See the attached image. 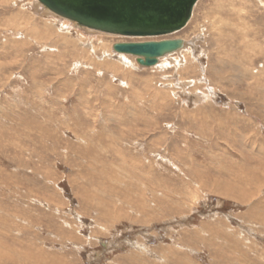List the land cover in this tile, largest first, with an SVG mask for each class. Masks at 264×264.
<instances>
[{"label": "rangeland", "instance_id": "1", "mask_svg": "<svg viewBox=\"0 0 264 264\" xmlns=\"http://www.w3.org/2000/svg\"><path fill=\"white\" fill-rule=\"evenodd\" d=\"M35 1L0 0V251L34 259L0 264H43L37 251L67 264H264V0H199L182 29L146 38ZM21 11L77 45L189 44L165 65L130 56L117 71L55 60L60 48L20 45Z\"/></svg>", "mask_w": 264, "mask_h": 264}, {"label": "water", "instance_id": "2", "mask_svg": "<svg viewBox=\"0 0 264 264\" xmlns=\"http://www.w3.org/2000/svg\"><path fill=\"white\" fill-rule=\"evenodd\" d=\"M198 0H39L56 15L94 30L126 37L163 36L182 29ZM181 38L116 42L113 50L141 66L180 49Z\"/></svg>", "mask_w": 264, "mask_h": 264}, {"label": "bare ground", "instance_id": "3", "mask_svg": "<svg viewBox=\"0 0 264 264\" xmlns=\"http://www.w3.org/2000/svg\"><path fill=\"white\" fill-rule=\"evenodd\" d=\"M199 1V0H198ZM35 3L37 4V5H39V3H38V1L36 0L35 1ZM197 3V2H196ZM219 6L217 7L218 9L219 8H222V7H224L223 5H224V3H222V4H220L219 2L217 3ZM196 5V4H195ZM195 5H194V7H195ZM229 5H231V11H234V9H233V7H232V4H230L229 3ZM40 6V5H39ZM42 6V5H41ZM43 7V10H46L47 12L46 13H50L51 12V10H49L46 6H42ZM193 7V8H194ZM224 9V8H223ZM42 10V11H43ZM243 11V10H242ZM193 12V11H192ZM54 12H52V14H53ZM25 15H26V13L24 12V11H21V12H19V13H17L16 15H14L13 16V19H12V21H13V23H16L17 21H19L20 20V22H18L17 24H15V28H14V30H17V29H19V28H24L25 29V33H18L20 36H23V42L21 41L20 43V45H23V46H25L27 43H29L30 41L33 43H36V44H44L45 46H42L43 48H47V47H53V48H55V49H61V51L62 52H58V54H57V56H56V58H55V60H64L65 58H71L72 60H74V63H75V60L77 61V60H79V59H81L82 61H83V63H85V64H92V65H94V66H97V65H99V66H103V67H106L107 69H109V70H111V68L113 69V71H117L118 69H123V68H125L126 67V64H124L123 62H125V63H127L126 62V59H128L127 57H130V56H132V55H127V54H124V53H118V52H115L114 50H113V44L114 43H116V42H112L111 41V45L109 46V48L107 49L106 48V44H102V45H99V47L97 46L96 48H94L95 46H91V45H85V44H83V42L81 43V44H79V45H77L74 41H75V37H71V36H67V35H65L64 34V32H63V30L62 29H60V28H57L55 25H54V27L49 23V22H47L46 23V25H43L42 23H39V22H28L27 20H25V19H23L24 17H25ZM55 15V14H54ZM58 16V15H57ZM192 16V15H191ZM60 17V16H59ZM61 19H64V20H67V21H69L70 23H72V24H75V25H77V26H79V27H81V28H85V26H81V25H79V24H77L76 22H74V21H71V20H69V19H66V18H63V17H60ZM191 18V17H190ZM190 18H189V20H190ZM3 18H1L0 20H2ZM60 19V20H61ZM188 20V21H189ZM21 21H24V23H22ZM188 21L186 22V24L188 23ZM214 21H216V18L214 19ZM217 22L218 23H220V24H223V20H221L220 18H217ZM2 24V23H1ZM185 24V25H186ZM5 26V24L3 23V27ZM215 26V25H214ZM213 26V27H214ZM228 26V25H227ZM5 29L7 28L6 26L4 27ZM9 28L10 29H12L10 26H9ZM41 28V29H40ZM88 28V27H87ZM40 29V30H39ZM91 29V28H90ZM13 30V29H12ZM91 30H93V31H95V32H98V30L96 31V30H94V29H91ZM64 31H66V30H64ZM221 31V30H220ZM98 33H100V34H104V35H114V36H116V35H119V34H112V33H106V32H98ZM119 36H122V35H119ZM138 37H140V38H146V37H158V36H135V38H138ZM160 37V36H159ZM31 40H30V39ZM121 39V41H117V42H127V41H139V40H136V39H129V40H127V39H124L123 37L122 38H120ZM28 40V41H27ZM144 40H147V39H144ZM153 40H159V39H153ZM92 41V40H91ZM85 43V42H84ZM185 44V45H184ZM189 43H187V41L186 40H184V42H183V45H182V47L180 48V49H177V52L179 53L180 51H182V50H184L185 48L187 49V45H188ZM41 48V47H40ZM189 48V47H188ZM185 49V50H186ZM107 51H111L112 52V54H115V55H117V56H119V57H122V59H123V61L122 62H118L120 59L118 58V61H114V60H112V59H110L111 57V55L107 52ZM188 51V50H187ZM91 52V53H90ZM104 54H105V56H104ZM170 54L171 53H168V54H166V55H164V56H162V57H159L158 58V61H157V65H159V64H166V63H164V59L165 58H168L169 56H170ZM103 55V57L102 58H99L100 56H102ZM98 56V57H97ZM108 57H110V58H108ZM132 57H134V60L136 61V57L135 56H132ZM184 59H187V58H189V55H188V53L187 54H184ZM191 57V56H190ZM131 58V57H130ZM161 58H163V60L161 59ZM181 58H182V56H181ZM114 59V58H113ZM180 60V59H179ZM182 60V59H181ZM81 61V62H82ZM188 61V60H187ZM186 61V62H187ZM177 62H179V61H177ZM77 63V62H76ZM137 63V62H136ZM173 63H175L174 61H173ZM138 64V63H137ZM176 64V63H175ZM71 65V64H70ZM132 65V64H131ZM155 65V64H154ZM164 65H162V66H164ZM185 65V64H184ZM142 67H146V66H142ZM195 67V66H194ZM103 168V167H102ZM96 171H98V170H96ZM114 172V171H113ZM104 173V172H103ZM110 173V172H109ZM122 173V172H121ZM120 173V174H121ZM107 174V173H106ZM111 174H113V173H111ZM110 174V175H111ZM118 175V174H117ZM248 178V177H247ZM251 180V179H250ZM141 184V183H140ZM127 187V186H126ZM113 190H114V188H112ZM145 189V188H144ZM123 190H125V189H123ZM116 191V190H115ZM119 193H121V192H119ZM122 195H123V192H122ZM130 196V195H129ZM127 198V197H126ZM130 198V197H129ZM129 198H127L128 200H130ZM125 199V198H124ZM52 201V200H51ZM98 202V201H97ZM127 202V201H126ZM130 202H132L131 200H130ZM145 202V201H144ZM99 203V202H98ZM128 204H130V203H128ZM134 204H136V203H134ZM133 204V205H134ZM138 205V204H137ZM143 205V204H142ZM99 206V205H98ZM140 206V205H139ZM144 206V205H143ZM134 207V206H133ZM142 207V206H141ZM140 207V208H141ZM140 210H142V209H140ZM148 210V209H147ZM148 211H150V210H148ZM100 213L102 214V216L104 217L106 214H107V211L104 209V208H102V207H100ZM122 216V215H121ZM99 218H100V216H99ZM94 219V218H93ZM102 220V219H101ZM101 220H99V221H101ZM148 220V219H147ZM4 221V220H3ZM102 222V221H101ZM101 224V223H100ZM99 224V225H100ZM98 225V226H99ZM101 226V225H100ZM75 232V231H74ZM74 234V233H73ZM81 234V233H80ZM19 240V239H18ZM0 245H1V243H0ZM1 246H4L3 244L1 245ZM7 248V247H6ZM9 248V247H8ZM22 248V247H21ZM3 249V248H2ZM5 249V248H4ZM19 250V249H18ZM7 250H2V251H0L2 254H1V256H0V258L1 257H3L4 259L5 258H7V259H17V258H14V256L13 255H16V254H20V256L19 257H24V258H26L27 260H32L33 259V256H32V259L27 255L28 253H25L24 251H23V253H20V252H18V253H16V251L14 252V253H16V254H13V255H11L10 253H8V252H6ZM37 251V250H36ZM21 252H22V250H21ZM31 252V251H30ZM37 253H38V257H39V261L40 262H42L43 264H67V262L65 263V260L64 259H61V258H59V257H56L55 258V256H53L54 258H51V260L49 261V259L50 258H48L49 256H44V254H41V253H39L38 251H37ZM97 253V252H96ZM135 254V253H134ZM32 255H34V253L32 254ZM50 255V254H49ZM12 256H13V258H12ZM17 256V255H16ZM242 257V256H241ZM231 258V257H230ZM132 259V258H131ZM135 259V258H134ZM232 259V258H231ZM249 259V258H248ZM21 260V259H20ZM34 260V259H33ZM36 260V259H35ZM174 260V259H173ZM227 260V259H226ZM229 260V259H228ZM18 261V260H17ZM24 261H25V259H24ZM57 263H56V262ZM234 261V260H233ZM233 261H231V262H233ZM35 262H37V261H35ZM229 262V261H228ZM179 263V262H178ZM234 263V262H233ZM240 264V263H239ZM250 264V263H249Z\"/></svg>", "mask_w": 264, "mask_h": 264}]
</instances>
